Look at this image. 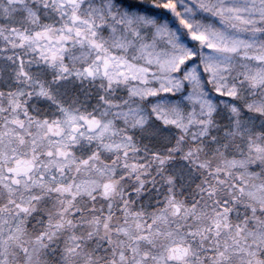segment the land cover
Listing matches in <instances>:
<instances>
[{"label": "snow or ice", "instance_id": "snow-or-ice-1", "mask_svg": "<svg viewBox=\"0 0 264 264\" xmlns=\"http://www.w3.org/2000/svg\"><path fill=\"white\" fill-rule=\"evenodd\" d=\"M0 264H264V0H0Z\"/></svg>", "mask_w": 264, "mask_h": 264}]
</instances>
